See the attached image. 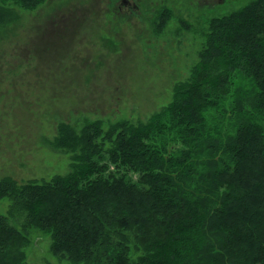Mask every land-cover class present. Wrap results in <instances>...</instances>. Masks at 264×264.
<instances>
[{
	"label": "trees",
	"instance_id": "16d2710c",
	"mask_svg": "<svg viewBox=\"0 0 264 264\" xmlns=\"http://www.w3.org/2000/svg\"><path fill=\"white\" fill-rule=\"evenodd\" d=\"M48 1L0 0V26ZM179 14L163 6L152 23L164 36L178 19V35L200 39L168 104L137 122H60L47 143L71 154L68 174L0 180V264H32L36 233L58 259L44 264H264V0L197 23Z\"/></svg>",
	"mask_w": 264,
	"mask_h": 264
},
{
	"label": "rangeland",
	"instance_id": "374dc122",
	"mask_svg": "<svg viewBox=\"0 0 264 264\" xmlns=\"http://www.w3.org/2000/svg\"><path fill=\"white\" fill-rule=\"evenodd\" d=\"M248 1L136 0L140 10L132 12L125 0H49L35 12L19 9L22 21L0 26V180L68 174L71 154L47 143L60 122L78 128L86 118L137 122L172 100L175 83L189 76L197 59L200 39L178 35V19L156 36L144 18L156 4L197 23ZM8 205L0 201V214ZM51 242L34 234L28 262L57 263Z\"/></svg>",
	"mask_w": 264,
	"mask_h": 264
},
{
	"label": "bare ground",
	"instance_id": "6f19581e",
	"mask_svg": "<svg viewBox=\"0 0 264 264\" xmlns=\"http://www.w3.org/2000/svg\"><path fill=\"white\" fill-rule=\"evenodd\" d=\"M220 48H221V47H220ZM222 48H223V50L225 49L224 47H222ZM223 50H222V51H223ZM218 51H219V50H218ZM219 52H220V51H219ZM223 52H224V51H223ZM221 53H222V52H221ZM216 54H219V53H216ZM210 55H211V54H210ZM212 55H213V54H212ZM214 55H215V54H214ZM208 56H209V55H208ZM216 56H217V55H216ZM207 58H208V57H207ZM211 58H212V57H211ZM219 58H220V57H219ZM220 59H221V58H220ZM213 60H214V59H213ZM206 61H207V60H206ZM208 61H209V60H208ZM217 61H218V60H217ZM201 63H203V62H201ZM207 63H208V62H207ZM207 63H206V64H207ZM217 63H218V62H217ZM196 64H197V63H196ZM199 64H200V63H199ZM212 64H215V63L212 62ZM219 64H220V63H218V65H219ZM226 64H227V63H226ZM207 65H208V64H207ZM227 65H228V64H227ZM203 66H205V65H203ZM208 66H210V65H208ZM213 66H214V65H213ZM216 66H217V65H216ZM210 67H212V66H210ZM224 67L226 68V66H224ZM213 68H214V67H213ZM225 68H224V70H225ZM227 68H228V67H227ZM227 68H226V70H227ZM207 69H208V68H207ZM209 69H210V68H209ZM215 69H217V68H215ZM218 69H219V66H218ZM211 70H212V69H211ZM212 71H213V70H212ZM215 71H216V70H215ZM215 71H213V72H215ZM220 72H221V71H220ZM230 93H231V92H230ZM260 98H261V97H260ZM59 127H60V126H59ZM250 131H252V130H250ZM255 133H256V132H255ZM258 134H259V133H258ZM254 135H255V134H254ZM260 137H261V136H260ZM258 138H259V136H257V139H258ZM260 139H261V138H260ZM255 140H256V139H254V141H255ZM250 144H251V143H250ZM260 144H262V143H260ZM260 144L258 143V145H260ZM258 145H257V146H258ZM252 146H254V145H251V147H252ZM262 146H263V145H262ZM258 147H259V146H258ZM255 148H256V147H255ZM262 148H264V146H263ZM245 149H246V148H245ZM245 149H244V150H245ZM252 149H254V148H252ZM245 151H246V150H245ZM249 151H251V150H249ZM249 151H248V152H249ZM254 152H255V150L252 151V153H254ZM259 153H260V152H259ZM153 156H154V155H153ZM257 157H258V156H257ZM263 157H264V156H263ZM150 159H151V157H150ZM258 159H259V157H258ZM255 160H256V159H255ZM152 161H153V160H152ZM252 161H254V159H252ZM257 161H258V160H257ZM255 163H256V162H255ZM262 177H263V176H262ZM260 179H261V178H260ZM259 181H262V180H259ZM260 183H261V182H260ZM254 184H255V183H254ZM258 186L260 187V185H258ZM261 186H262V189H263V188H264V185L261 184ZM254 187H255V186L252 185V189H254ZM256 188H257V187H256ZM252 189H251V190H252ZM101 190H102V189H101ZM251 190H250V191H251ZM255 190H256V192H257V189H255ZM255 190H252V191L255 192ZM101 192H102V191H101ZM260 192H261V191H260ZM98 193H99V190H98ZM247 194H248V193H247ZM261 196H263V193H261ZM233 197H234V196H233ZM255 197H256V196H255ZM249 198H251V196H250ZM241 199H243V197H241ZM251 199H252V198H251ZM251 199H250V200H251ZM256 199H258V198H256ZM256 199H252V200L256 201ZM236 200H237V199H235V201H236ZM239 200H240V199H239ZM263 200H264V199H263ZM235 201H233V200L231 199V202H235ZM248 201H249V200H248ZM261 201H262V200H261ZM250 202H251V201H250ZM263 202H264V201H263ZM251 203L254 204V202H251ZM259 204H260V203H259ZM261 204H263V203H261ZM261 204H260V205H261ZM229 205H232V204L230 203ZM233 205H234V204H233ZM252 206H254V205H252ZM255 206H256V204H255ZM250 207H251V206H250ZM260 207H261V206H260ZM260 207H259V208H260ZM243 208H244V207H243ZM234 209H235V207H234ZM260 210H261V209H260ZM237 211H238V210H237ZM263 212H264V211H263ZM261 213H262V212H261ZM221 214H223V212H222ZM237 214H238V212H237ZM254 215H255V213H254ZM219 216H220V215H219ZM234 216H235V214H234ZM258 217H259V215H258ZM260 217H261V216H260ZM233 219L235 220L236 218H233ZM250 219H251V218H250ZM259 219H260V218H259ZM220 220H221V219H220ZM230 220H231V219H230ZM234 223H235V222H234ZM251 223H252V222H251ZM237 224H242V223L239 222V223H237ZM237 224L235 223V225H237ZM244 224H246V223H244ZM250 225H254V223H252V224H250ZM255 225H256V224H255ZM255 225H254V226H255ZM233 226H234V225H233ZM240 227H241V226H240ZM244 227H245V226H244ZM244 227H243V228H244ZM254 229H255V227H254ZM257 229H258V228H257ZM249 230H250V229H249ZM243 232H244V231H243ZM246 232H247V231H246ZM256 233H257V232H256ZM263 233H264V230H263ZM263 233H261V234L264 235ZM249 235H250V234H249ZM258 235H259V233H258ZM64 236H65V235H64ZM237 236H238V234H237ZM244 236H245V235H244ZM238 237H239V236H238ZM247 237H248V236H247ZM249 237H250V236H249ZM65 239H66V238H65ZM238 239H239V238H238ZM66 240H67V239H66ZM155 240H156V239H155ZM249 240H250V239H249ZM158 241H159V240H158ZM250 241H251V240H250ZM250 241H249V243H251ZM259 241H260V240H259ZM68 242H70V241L68 240ZM155 242H156V241H155ZM160 242L162 243V241H159V243H160ZM153 243H154V242H153ZM156 244H157V243H156ZM162 244H163V243H162ZM234 245H235V243H234ZM236 245L239 246L237 243H236ZM236 245H235V246H236ZM246 245H247V244H246ZM156 246H158V245H156ZM161 246H162V245H161ZM161 246H160V247H161ZM163 246H164V245H163ZM174 246H175V245H174ZM176 246H177V245H176ZM176 246H175V247H176ZM248 246H249V245H248ZM175 247H173L174 249H172L173 252H174V250H177V249H178V248L175 249ZM179 247H180V246H179ZM233 247H234V246H233ZM242 247H244V245H243ZM165 248H166V247H165ZM239 248H240V247H239ZM151 249H152V247H151ZM182 249H183V250L185 249V246H184V245H183V248H182ZM231 249H232V251H233V248H231ZM237 249H238V248H236V251H237ZM243 249H244V248H243ZM243 249H242V250H243ZM238 250H240V249H238ZM177 251H178V253H179V250H177ZM230 251H231V250H230ZM232 251H231V252H232ZM240 252H241V251H240ZM240 252H239V253H240ZM153 253H154V252H151V254H153ZM155 253H156V252H155ZM171 253H172V252H171ZM236 253H238V252H236ZM153 255H154V254H153ZM166 255H167V254H166ZM171 255H173V254H171ZM175 255H176V254H175ZM175 255H174V256H175ZM178 255H179V254H178ZM231 255H232V254H231ZM234 255H235V254H234ZM148 256H149V254H148ZM151 256H152V255H151ZM155 256H156V255H155ZM155 256H154V257H155ZM165 258H166V257H165ZM175 258H176V257H175ZM180 258H182V256H181ZM180 258H179V259H180ZM168 259H169V257H168ZM156 260H157V258L155 259V261H156ZM159 260H160V259H159ZM159 260H158V262H159ZM163 260H164V259H163ZM163 260H162V261H163ZM173 260H175V259H173ZM150 261H152V260H150ZM165 261H166V260H165ZM153 262H154V259H153ZM175 262H176V260H175ZM162 263L164 264V262H162ZM167 263H168V262H167ZM156 264H157V263H156ZM158 264H160V263H158ZM170 264H171V263H170ZM177 264H179V263H177Z\"/></svg>",
	"mask_w": 264,
	"mask_h": 264
},
{
	"label": "flooded vegetation",
	"instance_id": "af4514ba",
	"mask_svg": "<svg viewBox=\"0 0 264 264\" xmlns=\"http://www.w3.org/2000/svg\"><path fill=\"white\" fill-rule=\"evenodd\" d=\"M152 1V0H151ZM126 4H129L130 6H132V12L136 9V10H140V6L137 5L136 3V0H125ZM222 2H224V0H222ZM163 6H166L163 2L159 3V4H156L155 7H154V10H155V13H149V16L148 15H144V18L146 20H150L151 23H153L156 15H157V11H159L160 7H163ZM83 15L81 16H77V19H79L80 17H82Z\"/></svg>",
	"mask_w": 264,
	"mask_h": 264
}]
</instances>
